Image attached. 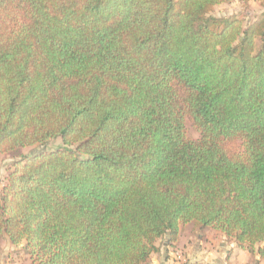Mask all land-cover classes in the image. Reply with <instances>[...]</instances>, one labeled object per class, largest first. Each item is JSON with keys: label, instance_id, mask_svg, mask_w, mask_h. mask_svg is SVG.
<instances>
[{"label": "trees", "instance_id": "obj_1", "mask_svg": "<svg viewBox=\"0 0 264 264\" xmlns=\"http://www.w3.org/2000/svg\"><path fill=\"white\" fill-rule=\"evenodd\" d=\"M232 1L0 0V238L147 264L192 223L264 260V15L211 14Z\"/></svg>", "mask_w": 264, "mask_h": 264}, {"label": "rangeland", "instance_id": "obj_2", "mask_svg": "<svg viewBox=\"0 0 264 264\" xmlns=\"http://www.w3.org/2000/svg\"><path fill=\"white\" fill-rule=\"evenodd\" d=\"M211 14L214 16L239 15L244 18V25L247 26L263 17L264 6L258 0H250L248 3H243L240 0H234L232 2H225L217 5ZM186 126L187 134L190 138L197 139L200 137V132L191 120L188 119L186 121ZM62 145L63 143L61 138H54L50 139L44 145L27 147L22 150V153L29 155L36 151L55 150L60 148ZM17 159L18 157L14 154L0 152V197L3 188L7 183L8 176L13 170V164ZM207 231L208 233L206 230L202 232L199 231L192 223L182 225L179 241L171 245L168 236L159 239L157 243L160 246V251L155 253L153 258L151 257L147 264H164L160 261H162L163 255L166 254L167 258L171 261L168 264H199V262L196 263L195 261L196 253L194 252V250H196V246H198V240L212 242L211 244H213L215 248L216 244L218 245L223 240L228 239L226 241H232V239L229 238L224 239L222 236L223 234L220 231L213 229H208ZM4 242L5 238H0V255ZM237 247L239 246L237 245ZM180 255H182L183 259L179 258Z\"/></svg>", "mask_w": 264, "mask_h": 264}, {"label": "crops", "instance_id": "obj_3", "mask_svg": "<svg viewBox=\"0 0 264 264\" xmlns=\"http://www.w3.org/2000/svg\"><path fill=\"white\" fill-rule=\"evenodd\" d=\"M206 232L208 233L207 230ZM222 236L224 239L227 238L224 234ZM226 240H223L218 245L216 244V248L213 244H211L212 242H204L203 240H198V246H196V250H194V252L196 253V263L264 264V260H261L258 255H252L250 252L240 249L239 247H237L236 242L233 240ZM160 262L168 264L171 261L169 260V258H167L166 254L163 255L162 261ZM0 264H30V258L29 255H27L25 251H23V245L14 246L10 242L9 238L6 237L4 245L2 246Z\"/></svg>", "mask_w": 264, "mask_h": 264}, {"label": "built area", "instance_id": "obj_4", "mask_svg": "<svg viewBox=\"0 0 264 264\" xmlns=\"http://www.w3.org/2000/svg\"><path fill=\"white\" fill-rule=\"evenodd\" d=\"M179 252V251H178ZM176 257V256H175ZM178 258V257H177ZM180 259H183V257H182V255H180V257H179Z\"/></svg>", "mask_w": 264, "mask_h": 264}]
</instances>
